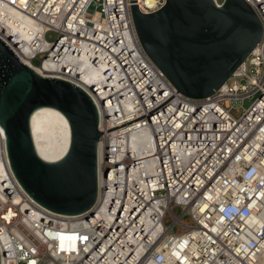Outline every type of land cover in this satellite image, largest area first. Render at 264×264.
<instances>
[{
    "label": "built area",
    "instance_id": "2783aa9c",
    "mask_svg": "<svg viewBox=\"0 0 264 264\" xmlns=\"http://www.w3.org/2000/svg\"><path fill=\"white\" fill-rule=\"evenodd\" d=\"M145 1L136 4L147 15L166 5V0H151V6ZM213 1L217 7L225 2ZM244 1L264 27V0ZM14 11L40 27L28 44V66L83 88L100 111L101 133L118 128L112 121L119 112L123 125L128 124L178 92L141 47L130 0H0V40L21 60V43L8 34ZM52 32L56 39L48 42L46 35ZM86 74H92L89 83ZM246 99L254 100L235 118L234 103ZM124 103L133 105L128 115ZM135 133L137 151L130 144ZM114 134L124 136L123 146L115 143ZM99 151L104 176L117 162L129 173L137 168L138 178L99 179L94 210L76 217L51 216L47 228L57 242L63 238L64 245L73 246L69 252L51 249L21 224L34 245L12 233L24 218L13 205L14 195L25 196L14 181L0 213V230H10L8 247L0 246L3 262L264 264V35L212 96L191 100L178 92L149 116L118 133L103 134ZM10 210L16 217L8 223L3 218ZM178 227L182 233L176 232Z\"/></svg>",
    "mask_w": 264,
    "mask_h": 264
},
{
    "label": "water",
    "instance_id": "95a60500",
    "mask_svg": "<svg viewBox=\"0 0 264 264\" xmlns=\"http://www.w3.org/2000/svg\"><path fill=\"white\" fill-rule=\"evenodd\" d=\"M130 0L138 40L147 57L184 97L204 100L220 90L261 42L264 27L244 0H166L152 14ZM177 92V93H178ZM100 111L91 96L68 81L45 77L0 40V127L11 174L48 215L76 217L94 210L99 196ZM42 108L69 122L71 143L58 162L43 160L31 120ZM0 264H4L0 250Z\"/></svg>",
    "mask_w": 264,
    "mask_h": 264
},
{
    "label": "bare ground",
    "instance_id": "6f19581e",
    "mask_svg": "<svg viewBox=\"0 0 264 264\" xmlns=\"http://www.w3.org/2000/svg\"><path fill=\"white\" fill-rule=\"evenodd\" d=\"M144 3L147 6L152 5L151 0H146ZM12 16L14 21L12 24V31L8 33L9 37L11 38L12 36L17 35L14 40L16 41L17 45L21 43L19 46L20 49H22L21 53L19 52V56L24 64L31 65L30 61L27 60V57L31 53V49L28 47V44L34 39L36 34L40 33V27L33 24L30 19L19 12H12ZM35 71L41 75H45V71L41 68H35ZM91 76L92 74L85 75L88 83L91 81ZM124 108V114L128 115L133 109V105L131 103H124ZM122 116L123 113L119 112L117 114V118L112 121V125H117L115 127L123 126V120L125 118L120 119ZM125 128H127V126L114 130L113 133H118ZM31 129L37 152L43 160L50 163H55L64 158L71 143V129L68 120L62 113L50 108H42L38 110L32 117ZM114 136L116 137L115 143L118 146H123L125 143V139H123L124 136L121 134H114ZM4 139V132L0 127V203L2 204L0 207V213L4 210V205L8 202L7 191L11 188H14V181H16L11 174L7 163ZM137 140L138 134H132L130 144L135 151L138 150ZM116 160L120 162L119 157H117ZM112 168L113 169L110 174L106 176L99 172V179L138 178L137 168H133L129 173L127 167H123L121 164L119 166L117 165V162L115 166L112 165ZM13 205L19 207L20 212L24 214V218L20 220V222H16V224L12 227V233L31 245L33 241L22 232V229L20 228L21 224L26 230H28L30 235L36 237V239L38 238L43 240V242L47 243L51 249L59 248L60 251H71L73 248L71 244L68 247L64 245L63 238L57 242V236H54V234L50 232L49 228H47V224L50 222L52 215L45 213L35 202H33L29 197H25L23 194L14 195ZM15 217L16 213L13 210H10L4 213L3 219L10 223ZM1 220L2 219L0 217V223L2 222ZM9 234L10 230L4 226H1L0 246L2 248H4V246L8 247V244L10 243L8 238ZM46 237H49L51 241H48ZM32 245H34V243ZM56 252L57 251L54 253L56 254ZM4 264H7V260L4 261ZM9 264L17 263L14 261H9Z\"/></svg>",
    "mask_w": 264,
    "mask_h": 264
},
{
    "label": "rangeland",
    "instance_id": "374dc122",
    "mask_svg": "<svg viewBox=\"0 0 264 264\" xmlns=\"http://www.w3.org/2000/svg\"><path fill=\"white\" fill-rule=\"evenodd\" d=\"M56 36L57 35L55 33H53V32L52 33H49V34L46 35V40L48 42H53V41H55ZM34 64L36 66H39L40 63L38 61H35ZM254 99H246L244 101L237 102L236 104L234 103L233 108L231 110V114L235 118H240L244 114L245 110H247L251 106V104H252V102H253ZM104 174H106V173H104ZM175 216H179V212L178 211L175 212ZM170 223H171V221H169V224ZM183 223L184 224H188L189 221L187 219H184L183 220ZM176 232L178 234L179 233H182L183 232V229L181 227H178L176 229Z\"/></svg>",
    "mask_w": 264,
    "mask_h": 264
}]
</instances>
